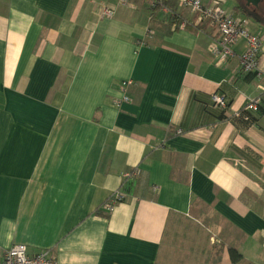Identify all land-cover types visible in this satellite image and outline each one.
Returning <instances> with one entry per match:
<instances>
[{
    "label": "crops",
    "instance_id": "obj_1",
    "mask_svg": "<svg viewBox=\"0 0 264 264\" xmlns=\"http://www.w3.org/2000/svg\"><path fill=\"white\" fill-rule=\"evenodd\" d=\"M174 12L0 0V257L24 244L57 264H264V25L248 19L258 76L239 69L243 39L219 63L207 23Z\"/></svg>",
    "mask_w": 264,
    "mask_h": 264
},
{
    "label": "built area",
    "instance_id": "obj_2",
    "mask_svg": "<svg viewBox=\"0 0 264 264\" xmlns=\"http://www.w3.org/2000/svg\"><path fill=\"white\" fill-rule=\"evenodd\" d=\"M152 10L162 12L168 20L176 17L163 0H148ZM122 4L126 0H120ZM177 8H186L196 15L199 22H206L210 28L212 39L211 52L219 63H222L234 56V46L241 39L244 40V48L239 56V69L242 73H258V59L261 54L263 37L255 34L249 29L248 19H243L238 14L226 9L225 0H176ZM100 12L104 17L112 16L114 9L103 5ZM179 26L184 27V22ZM129 82L121 83L122 101H128L126 87ZM212 101L215 106L225 108L227 106L226 97L222 94H213ZM259 99H250L242 109L236 111L233 117H241L244 111L256 110ZM247 120L248 116H244ZM181 134V130L176 131ZM137 170L128 171L123 174V181L132 180L137 176ZM126 194L121 190H116L102 205V208L108 212L113 211L114 206L125 199ZM0 264H57L54 257L50 256L48 251L43 250L35 254H29L24 244H13L5 250L0 257Z\"/></svg>",
    "mask_w": 264,
    "mask_h": 264
},
{
    "label": "trees",
    "instance_id": "obj_3",
    "mask_svg": "<svg viewBox=\"0 0 264 264\" xmlns=\"http://www.w3.org/2000/svg\"><path fill=\"white\" fill-rule=\"evenodd\" d=\"M163 3L167 5L172 11H175L177 7L175 0H163ZM233 8L236 11V14H238L243 19L253 20L260 25H264V0H262L257 7L246 5L244 0H234ZM247 112L248 111H244L241 117L244 118L245 115L248 116L245 114ZM247 120L249 121V117ZM228 252L232 263H238L242 260V256L239 254L236 248L229 247Z\"/></svg>",
    "mask_w": 264,
    "mask_h": 264
},
{
    "label": "water",
    "instance_id": "obj_4",
    "mask_svg": "<svg viewBox=\"0 0 264 264\" xmlns=\"http://www.w3.org/2000/svg\"><path fill=\"white\" fill-rule=\"evenodd\" d=\"M246 5H251L253 7H257L262 0H244Z\"/></svg>",
    "mask_w": 264,
    "mask_h": 264
},
{
    "label": "rangeland",
    "instance_id": "obj_5",
    "mask_svg": "<svg viewBox=\"0 0 264 264\" xmlns=\"http://www.w3.org/2000/svg\"><path fill=\"white\" fill-rule=\"evenodd\" d=\"M175 1H176V0H175ZM225 2H227V1H225ZM225 4L228 6V2L225 3ZM210 234L212 235V233H210ZM214 245H215V246H214ZM214 245H212L213 249H215V251L218 250V249H219V247H218L219 244L215 241V242H214Z\"/></svg>",
    "mask_w": 264,
    "mask_h": 264
}]
</instances>
